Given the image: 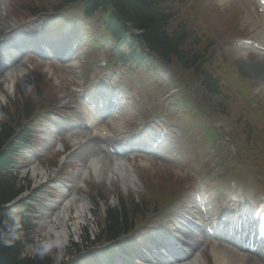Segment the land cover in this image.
I'll use <instances>...</instances> for the list:
<instances>
[{"label":"rangeland","instance_id":"374dc122","mask_svg":"<svg viewBox=\"0 0 264 264\" xmlns=\"http://www.w3.org/2000/svg\"><path fill=\"white\" fill-rule=\"evenodd\" d=\"M30 1L31 0H8V2H7L8 7L0 17V32L3 30L5 32L10 30V28L12 27L11 15L14 14V12H15V10H17V8L21 7L23 4L30 3ZM237 5H238L237 1L234 2V0H233V4L230 5V7L225 8V9H219V11H215V12H217V14H212V18H210V25L212 26V28L214 30L218 31V37L219 36L221 37L220 40H226L227 38H229V39L232 38L227 42L225 48L228 52H230L237 59L239 64H241L242 68L245 69L243 66V63L241 62L239 55H238V54H240V52H242V51L244 52L243 49L238 47V45H239L238 42L242 39V38L237 39L238 35L240 34L238 30L244 31V34L246 33V36L258 37L259 28L262 27L263 23H262V20L259 18L257 27H253L249 20H245L243 18L242 11L238 8L237 9L238 17H236L238 19L236 22V27L234 28V30L231 31L230 24H229V22L227 23L226 19L229 16L230 9H232V7H236ZM181 8H186V5L184 4L183 6H181ZM20 15H22V14H19V18L15 22V26L17 28L24 27V16H20ZM229 33L231 34L230 36H229ZM235 39H237V40H235ZM246 39H248V38L245 37L243 40H246ZM247 54H249L250 56H254L253 53L247 52ZM95 59H96V56L94 55V51L92 49V46L89 45V52H88V54H87V56L83 62V65L81 66V72L84 75L85 79H87L89 77L88 68L92 65H94V66L96 65L97 61H95ZM28 64L30 66L35 67L36 69L39 68V69L49 70V72H50L49 76L53 79V82L57 85V89L59 90V92L62 93L64 97H67L66 94L68 96H72L71 101L74 103H75V100H76V102L79 101L69 91L70 86L76 85L77 83L70 82L67 80L68 74L65 71L63 72L64 65L62 63H44V62L39 61L38 59H36L34 57H30L28 60ZM111 75H112L111 73L106 71L104 74H102L101 79L105 80V79L111 77ZM28 78L31 82V77L28 76ZM98 78H100V77H98ZM19 83L20 82L17 81V85H19ZM86 88H84V90ZM254 89L256 91H261V89L259 87H257V85L255 83H254ZM33 90H34V88L31 84V92L24 91V92H20L19 94H21L22 96H26V95H30V94L34 95ZM16 94H17V92L15 93V95ZM133 97H134V95L132 96L131 103L133 101ZM262 98L264 99L263 95H262ZM134 112H135V108H133L131 110V112L128 114V116L126 118V125L128 128H132L131 126L136 124V126L134 128H137L139 130L141 123L137 122V120H135V119H131V115ZM156 119L160 120V121L162 120L161 117H157ZM149 122H147V123H149ZM209 146L212 148L217 147V145L214 143L213 139H212V142L209 143ZM223 153H224V148L219 149L217 151L216 157L219 159V157H221L223 155ZM58 155H60V154H58ZM58 155H53V154L49 155L45 160V162H47L48 165H46L44 163V161L41 162V165H43L44 168L47 169V171H49V174H51V177L54 175V172H55L54 166L57 163ZM180 157H181V155L178 156V158H176L174 162H165L164 160H160V159L154 160L151 158L150 155H147V154H136L135 155V162H136L135 166H136V168L138 167L137 170H138L139 174H141V177L143 178V180H145L147 182L146 183L147 185H149L151 182L159 184L162 177H164L165 175L168 176L171 173L175 174L176 178H180L182 183H183V177L180 176L178 173H176L179 171V167L181 166V162L179 159ZM150 158L153 160V163L147 162L146 166H144L143 165L145 163L144 161L147 159H150ZM213 160H214V158H213ZM141 161H143V162H141ZM187 166L192 167L191 161H189L187 163ZM21 171H22V169H21ZM37 177H38V175H36L35 178H31L33 189L28 191L29 192L28 196H31V194L35 190H40L41 186H43V184H40L38 186V180L43 181V179H41V177L40 178L39 177L37 178ZM64 178H67V177H64ZM87 181L92 182L91 179H88ZM101 186L104 187V191L110 196L109 202L112 204L115 203V198H116L117 194L133 195V196H136L137 192L141 193V194H145L142 185H140V187L137 191L128 190V192H125L124 190H122L117 183L113 184L111 187H108L104 184H101ZM107 191H109V192H107ZM130 191H132V192H130ZM78 194L82 195L84 197L86 196V198L91 203L89 209H90V212L92 213L93 217L89 218V215L87 214L86 219H85V223L89 224L90 233L91 232L94 233L97 231V227L95 224L96 223V216H99V218L102 217L101 216L102 215L101 214V205H99V207H96L93 205L92 194H91V192L88 193L87 189L84 187L79 189ZM34 197H35V199L31 201L32 205H35L36 207H39L38 208L39 210H41V209L42 210L38 213H31L32 217L35 218V221H34L35 226L33 228V236H34L35 241L40 242V240H45L42 243L43 244L42 248H43L44 252L51 254L53 251H55V249H53L54 248V246L52 245L53 241H52L51 245H50L48 240L46 241V239H47L46 238V236H47L46 231L48 229V226L45 224L44 218L46 216V210L48 209V205L53 203L54 202L53 199L58 198V196L51 197L50 196V189L48 186L46 189L36 193L34 195ZM56 211L57 210H53L49 214L51 216H53V213H56ZM73 211H74V209L71 210L72 214H73ZM83 225H85L84 222H81L80 227H82ZM74 233L75 232L70 234L71 237L69 238L68 242L71 241V239L72 240L76 239ZM77 233L80 236V234L82 233V229L79 230ZM51 238H52V235H51ZM91 238H92V236H91ZM56 249L58 251V248H56ZM29 251L31 253L34 252V250H29ZM31 253H30V255H31ZM206 259L208 260L209 264H215L211 254L209 256L206 255Z\"/></svg>","mask_w":264,"mask_h":264},{"label":"trees","instance_id":"16d2710c","mask_svg":"<svg viewBox=\"0 0 264 264\" xmlns=\"http://www.w3.org/2000/svg\"><path fill=\"white\" fill-rule=\"evenodd\" d=\"M162 0H91L89 8L110 5V27L118 34L125 31V23H130L134 28L142 32V39L147 48L155 52L163 62H171L173 59L183 71L191 74L196 79V83L202 85L210 94L207 100L214 93L215 78H213L210 66H214L212 56L205 58L186 57L185 53L179 49L184 43V38L178 34L175 38L166 36L165 25L168 22L167 13L161 7ZM115 11V12H114ZM182 34L186 35L185 32ZM198 92L199 90L195 88ZM201 96L204 93L198 92ZM7 125L1 127L0 144L5 141L11 133V128ZM15 179L0 178V264H50V260L38 255L34 258H21L19 256L21 245L12 231L11 215L3 206L9 202L17 193L14 185ZM122 220L118 219L116 211H110L107 217V226L101 232L111 237L127 225L129 215L136 211L137 205L126 206L122 203ZM128 212V213H127Z\"/></svg>","mask_w":264,"mask_h":264},{"label":"bare ground","instance_id":"6f19581e","mask_svg":"<svg viewBox=\"0 0 264 264\" xmlns=\"http://www.w3.org/2000/svg\"><path fill=\"white\" fill-rule=\"evenodd\" d=\"M244 4H246L248 7L247 8H254V4L252 2H250L251 0H238ZM257 1V0H256ZM259 6V5H258ZM6 7V0H0V12H2L4 10V8ZM260 8V7H259ZM36 29H33L35 31H37ZM261 33V32H260ZM258 53L254 56H250L247 53L241 52L239 54V58L241 60V62L243 63L244 68L246 69V71L248 72V74H250L251 78L257 82L258 87L261 89V87L263 89H261L263 91V96H264V42L262 45H260V49L256 50ZM14 52V51H13ZM250 53V52H249ZM15 55V59H13L12 62H10L8 65V69L6 72H4V68L0 67V79L5 81V84L8 86H10V88L15 86V77H16V73H20V75L22 76L23 73L26 72V70L22 67V57H20V55L16 54V52L14 53ZM69 57V61L67 64V67H70L73 70V74L77 68V65L79 64L80 61V57H81V53L80 51H75L74 54H71ZM14 58V57H13ZM16 65L15 67L12 68V66ZM69 70V71H70ZM4 72V73H3ZM72 73V71H71ZM8 78V79H7ZM118 82V78L115 76L113 77V79L111 80L110 83H107L106 86H104L103 90H106L103 93L105 94H110L111 97H114L115 95L117 96V92H125L123 90V88L121 87V84H117ZM116 84V86L114 87L115 90L112 89V86ZM95 92V91H94ZM123 96V95H122ZM117 96L119 99V104L114 105L113 107H111L110 111L115 108V110L113 109L111 113L107 114L108 116V120L107 123L104 125H99L97 121V113L96 111L92 110V109H88L89 114L87 116H85L86 120L90 123H92L91 126H89L90 129L94 130H101L104 129L106 131V138L107 139H111L112 141H119V144H123V147H127L126 146V141H128V138L130 136V134L128 133V131L125 130V126H124V119H125V115L126 113H128V107L126 105L125 102V96ZM107 97H105L106 99ZM106 107L102 108V109H106L104 111H107L109 107H107L106 103H103ZM58 120V119H57ZM55 124L57 125H62L64 124V122H56ZM164 127V131H166L165 134V139L164 142L159 146V151H167L169 150V146L168 144L165 145V142H167L168 138H172L171 133L169 132L168 126L165 124H161V125H152L150 124L149 127H153L155 129V131L160 132L161 127ZM54 130V127H53ZM172 132V131H171ZM95 135L94 132H92L90 134V136ZM99 135V132H98ZM138 135L134 136V139L137 140L138 139ZM93 138V137H92ZM118 144V145H119ZM139 144H131L130 146H135ZM95 146V145H94ZM96 147V146H95ZM97 148V147H96ZM100 147L97 148V154H93V156H90L89 158V168L87 171L84 172L86 173V175L88 176L89 172L91 171L93 176L95 177L96 181H102L104 180L106 183L110 184L111 181H113L114 179H119L120 185L122 186L123 189H127V188H132L135 186V182L137 181L136 176L134 175V171L133 168L131 167V163H129L125 158L123 159H119V160H114V162L112 164L108 163L107 158H105L104 155H102L99 151ZM32 167V171L33 173H35L36 171L40 170L36 164L32 163L31 164ZM71 203V201L69 199H67L66 197L63 198L62 201L59 202V208L61 209L57 215L60 216H54V219L56 218V222L58 227H56L54 224H49L48 226V232L52 233L55 236V241L57 244H63L64 242H67V238H68V233H69V228L67 227V220L66 218L68 217V213L66 211V209L68 208V205ZM74 207H75V213H74V220H72L70 222V227L71 230L75 232V230L77 229V227L79 226V221L81 219H83V215L85 210H87V201L84 198L80 197V202L77 203H73ZM248 209V208H247ZM247 209H242V211L244 213L247 212ZM264 209V207H263ZM264 213V211H261ZM189 215V214H188ZM190 217V216H189ZM264 217V215H263ZM184 220L188 219L187 217L183 218ZM55 221V220H54ZM216 224V223H215ZM254 238H257L256 236H254ZM193 241L194 242H199L200 244H202L203 242L196 236H193ZM263 244V248H264V241L262 242ZM186 257L190 256V251L187 250L185 251ZM215 258L216 261L219 262H225L226 264H230L231 261L230 260H224L223 255H216L215 253ZM201 257V256H200ZM200 257H196L191 261V264H203L202 260ZM218 263V262H217Z\"/></svg>","mask_w":264,"mask_h":264}]
</instances>
